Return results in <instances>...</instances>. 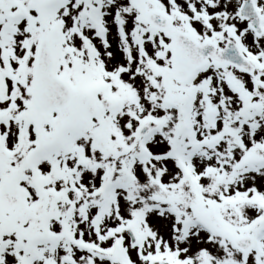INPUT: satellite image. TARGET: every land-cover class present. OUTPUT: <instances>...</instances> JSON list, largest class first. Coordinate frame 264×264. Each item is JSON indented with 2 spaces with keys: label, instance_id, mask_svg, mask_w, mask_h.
Masks as SVG:
<instances>
[{
  "label": "snow or ice",
  "instance_id": "obj_1",
  "mask_svg": "<svg viewBox=\"0 0 264 264\" xmlns=\"http://www.w3.org/2000/svg\"><path fill=\"white\" fill-rule=\"evenodd\" d=\"M0 264H264V0H0Z\"/></svg>",
  "mask_w": 264,
  "mask_h": 264
}]
</instances>
